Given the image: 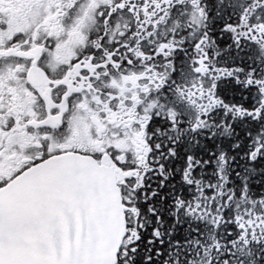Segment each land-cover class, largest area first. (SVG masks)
I'll return each mask as SVG.
<instances>
[{"label": "snow or ice", "instance_id": "1", "mask_svg": "<svg viewBox=\"0 0 264 264\" xmlns=\"http://www.w3.org/2000/svg\"><path fill=\"white\" fill-rule=\"evenodd\" d=\"M0 264H264V0H0Z\"/></svg>", "mask_w": 264, "mask_h": 264}]
</instances>
